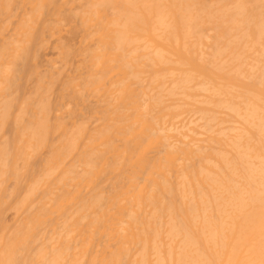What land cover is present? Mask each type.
Masks as SVG:
<instances>
[{"label":"bare ground","instance_id":"obj_1","mask_svg":"<svg viewBox=\"0 0 264 264\" xmlns=\"http://www.w3.org/2000/svg\"><path fill=\"white\" fill-rule=\"evenodd\" d=\"M0 264H264V0H0Z\"/></svg>","mask_w":264,"mask_h":264}]
</instances>
